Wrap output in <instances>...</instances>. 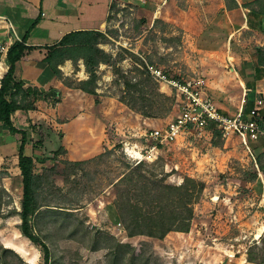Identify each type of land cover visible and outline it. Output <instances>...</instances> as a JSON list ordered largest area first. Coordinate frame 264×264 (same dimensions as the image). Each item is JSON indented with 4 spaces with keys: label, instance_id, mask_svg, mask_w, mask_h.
Segmentation results:
<instances>
[{
    "label": "rangeland",
    "instance_id": "rangeland-1",
    "mask_svg": "<svg viewBox=\"0 0 264 264\" xmlns=\"http://www.w3.org/2000/svg\"><path fill=\"white\" fill-rule=\"evenodd\" d=\"M186 1L178 0V11H188L190 3ZM107 8L108 1L102 0L100 14L105 15ZM119 9V13L112 15L106 30L114 31L115 36L111 38L110 34L111 43L102 48L114 55L121 53L120 66L124 70L132 69L133 60L129 54H122L121 49H130L127 51L139 58H152L155 65L171 76H203L209 95L212 85L217 89L221 84L229 86L230 80L225 77L227 67L222 66L219 59L195 51V47L209 45L205 35L191 45L193 40L188 41L187 32L173 25L167 32L180 36L181 43L164 40L169 39V34L164 38L161 34L148 33V19L140 9L137 12L135 6L129 5ZM98 75L99 105L95 102L97 97L74 91L77 90L74 83L80 80L73 76L74 90L68 95L67 114L63 115L64 110H60L58 104L48 103L37 109L39 113L34 117L37 122L43 121L41 114H45V119L58 129L52 137L46 138L44 149H39L36 156L53 157L54 151L62 145L68 150L61 152L56 162L47 163L48 169L55 164V171L47 173L41 197L45 205L63 207L71 214L52 213L42 208L48 212L36 220L34 227L52 250V264H111V258L107 256L111 250V235L122 243L131 244L136 254L144 252L145 257H152L151 264H252L247 261L248 251L256 247L254 252L261 255L264 248V173L237 142L226 146L220 139L216 147L213 139L184 136L175 143L160 145L158 154L150 155L151 161H144L146 165L166 176L168 184L180 185L183 177L189 176L205 182L206 189L194 207L195 217L189 233H171L163 241L127 237L115 207L116 189L112 186L125 173V165H136V160L129 158L126 149L146 156L143 148L151 144L146 135L155 128L165 127L180 111L174 106L167 117L145 118L119 101L121 88L116 84L118 78L110 66L101 65ZM80 77L84 78L83 75ZM167 91L169 94L161 93L176 99L174 93ZM245 93L249 92L241 89L232 93V97L249 111L253 98ZM231 109L232 114L238 112V109ZM14 120L17 127H23L19 118L14 116ZM75 120L80 124L82 134L76 135L73 131L65 137L56 123ZM17 142L10 134L0 136V158L3 157L0 159V189L5 191L0 247L12 249L22 260L9 253L1 263L43 264L40 249L23 237L19 229L22 180L14 176L18 171ZM136 142L138 146H135ZM253 148L257 163L264 146L259 142L253 144ZM77 151L82 153L76 155ZM101 154L104 157L98 158ZM134 157L138 159L139 155ZM70 158L91 162L79 167L62 163ZM42 169L43 166L37 164L36 172L41 173ZM255 173L258 178L251 181ZM96 245L99 250H94Z\"/></svg>",
    "mask_w": 264,
    "mask_h": 264
},
{
    "label": "trees",
    "instance_id": "trees-1",
    "mask_svg": "<svg viewBox=\"0 0 264 264\" xmlns=\"http://www.w3.org/2000/svg\"><path fill=\"white\" fill-rule=\"evenodd\" d=\"M257 1V4H260ZM111 12H120L118 3L111 4ZM262 14V13H261ZM112 20V15L109 16ZM36 24V23H35ZM33 25V27L35 26ZM171 25L161 19H155L153 26L149 29V34H161L163 37L169 34V41L181 43V37H175L174 33L167 31ZM111 38L115 36L114 31H76L71 32L55 46L49 48L45 62L53 74L66 86L73 88L71 78H66L60 67L67 61H71L75 71L79 70V63L83 61L85 71L88 74L87 80L77 81L74 88L86 94L97 97L98 83L100 77L98 68L101 65L110 66L117 76L116 84L120 86L119 101L131 110L145 118H159L169 116L176 104L174 97L161 93L159 84L155 81L147 64L157 66L152 58H139L137 55L121 49L122 54L127 53L133 60L130 70H124L120 66L123 61L121 53L114 55L107 52L102 46L109 45ZM26 37L21 41H15L9 48L7 54L8 71L0 81V129L8 132L11 136L17 137L16 158L22 180L21 211L19 213L21 224L20 232L23 237L40 249L43 264H52V250L46 240H44L34 230L36 220L45 215L42 208H47L52 213H69L63 207L45 205L42 201L43 183L49 170L55 171V164L51 169L47 168L48 162H56L59 154L66 150L63 146L54 151L53 157H38L36 153L46 143V138L53 136V129L45 122L32 123L26 129H19L13 122V117L17 112L28 114L37 110V104L41 101L56 105L61 102V92L56 89L42 91L37 87L26 86L17 73V65L21 61L22 55L31 47L25 45ZM258 55V65L264 71V47L256 49ZM264 73V72H263ZM248 95V94H247ZM263 118H259L262 125ZM60 136L62 134L60 133ZM35 139H37L35 141ZM218 133L213 137V144L217 147L220 140ZM31 146L33 155L27 156L25 150ZM44 149V147H43ZM104 157L101 154L98 158ZM264 153L257 158V165L264 173ZM87 161H63L69 167H79L90 163ZM37 164L43 166L41 173H37ZM125 173L118 180L112 183L116 189L115 207L118 217L123 225L128 238L146 237L163 241L171 233H189L192 221L195 217L194 207L199 203L205 189L206 183L195 178L186 176L180 185L167 183L166 176L158 174L153 166L140 162L137 165H125ZM255 173L251 181L257 180ZM4 189H0V218L3 205ZM60 208V209H59ZM61 210V211H60ZM264 241V239H263ZM97 244V241L96 243ZM98 245V244H97ZM94 250H99L98 246ZM256 247L247 253V261L252 264H264V248L262 254L257 255ZM0 264L7 254L13 253L22 260L18 253L12 249L0 247ZM108 257L111 264H151L152 257H145L144 252L136 254L135 248L128 243H122L111 235V250Z\"/></svg>",
    "mask_w": 264,
    "mask_h": 264
},
{
    "label": "crops",
    "instance_id": "crops-1",
    "mask_svg": "<svg viewBox=\"0 0 264 264\" xmlns=\"http://www.w3.org/2000/svg\"><path fill=\"white\" fill-rule=\"evenodd\" d=\"M107 1L108 8L105 15H101L102 0H0V16L5 17L12 24L18 41L21 42L26 37L25 45L32 48L22 55L21 61L17 65L16 75L24 81L26 86L37 87L42 91L51 89L60 91L62 100L58 106L60 110H64L63 115L68 112V95L74 89L59 80L45 62L49 48L57 45L65 35L71 32L100 31L105 33L110 22L109 16L115 14V12H111L113 2L118 3V8L129 5L135 6L137 12L140 9L149 21H147L148 29L153 26L155 19H161L171 26L179 27L187 32L186 37L189 42L193 40L190 42L191 45L197 43L201 35H205L206 44L209 45L204 48L195 47V51L203 53L206 57L219 59L220 64L228 69L226 71L228 74L225 76L230 80L228 87H225L224 84L220 85V89H217L216 85L210 86L211 98L219 99L216 104L224 113L234 115L231 108L237 110L241 107L238 102L233 101L232 97V93L241 89L249 92L248 95L253 98L250 108H253L259 99L264 102V71L258 65L256 52L258 47H264V0H187L186 3H190L188 11L177 10L178 0ZM257 1L261 3L257 4ZM13 36L4 27H0V44L8 43L10 38L12 41L16 40ZM78 67L79 70L75 71L73 63L67 61L60 69L66 78L75 76L80 81L87 80L89 76L85 71L83 61L79 63ZM8 68L7 57H0V81ZM81 75L84 78H81ZM212 83L215 82L212 81ZM167 90L168 88H164L162 91L169 94ZM169 91L173 93L171 89ZM44 105L48 106V102H39L37 109H41ZM38 110L28 114L17 112L15 117L20 119L19 122L23 127H17L13 117L15 126L19 129H26L29 120L36 123L37 120H34V117L39 113ZM41 115L45 121L41 120L53 127V131L58 130L54 127L55 125L45 119L47 117L45 114ZM261 115L264 116V114ZM261 118L264 119V117ZM56 124L65 137L71 135L73 131L76 135L82 134V128L77 120ZM261 126L264 129V121ZM6 133L9 134L2 131L0 136L5 137ZM12 137L14 140H18L17 137ZM236 142L239 143L237 139L228 141L226 146ZM259 142L264 146V138H261L257 143ZM138 145L136 142L135 146ZM65 150L68 151L66 148ZM81 153V151H77L76 155ZM263 153L264 148L260 154ZM25 154L33 155L31 146H27ZM69 160L80 161L82 159L70 158ZM17 169L14 176H19L21 179L20 170L18 167ZM5 171H9V169H5Z\"/></svg>",
    "mask_w": 264,
    "mask_h": 264
},
{
    "label": "built area",
    "instance_id": "built-area-1",
    "mask_svg": "<svg viewBox=\"0 0 264 264\" xmlns=\"http://www.w3.org/2000/svg\"><path fill=\"white\" fill-rule=\"evenodd\" d=\"M0 25L13 34L16 39L12 41L10 38L8 43L0 44V57H7L9 48L15 41H18V38L15 36L12 24L5 17L0 16ZM142 59L145 61L144 58ZM145 63L147 64L146 61ZM147 68L159 84L161 91L164 88L173 91L176 97L175 106L179 108L180 113L172 118L165 127L155 128L146 135L151 142L150 145L143 148L146 150V156L143 153L139 152L138 154L126 149L129 158L136 160V165L140 162L151 161L150 155L158 154L160 145L175 143L184 136L212 140L215 133H218L225 143L237 139L258 168L253 144L264 138V129L259 122L264 107V102L261 99L249 111H246L244 105H241L236 114L230 115L224 113L211 98L203 76L185 78L180 75L171 76L159 66L147 64ZM133 154L134 156L139 155L138 159H135Z\"/></svg>",
    "mask_w": 264,
    "mask_h": 264
},
{
    "label": "water",
    "instance_id": "water-1",
    "mask_svg": "<svg viewBox=\"0 0 264 264\" xmlns=\"http://www.w3.org/2000/svg\"><path fill=\"white\" fill-rule=\"evenodd\" d=\"M261 114H264V108L261 111ZM261 117H264L263 115H261Z\"/></svg>",
    "mask_w": 264,
    "mask_h": 264
}]
</instances>
